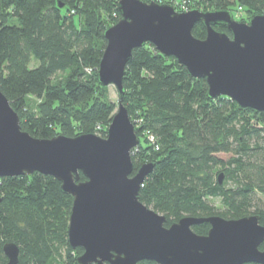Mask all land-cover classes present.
Returning <instances> with one entry per match:
<instances>
[{
    "label": "trees",
    "instance_id": "16d2710c",
    "mask_svg": "<svg viewBox=\"0 0 264 264\" xmlns=\"http://www.w3.org/2000/svg\"><path fill=\"white\" fill-rule=\"evenodd\" d=\"M184 1L188 7L175 4L177 10L230 9L234 16L241 6L240 20H249L250 12L264 13V0ZM117 3L0 0V88L23 130L43 139L106 137L117 106L98 81V67L104 32L121 17ZM215 28L228 32L225 25ZM193 33L207 35L202 23ZM123 80V102L140 137L131 155L134 173L155 163L140 188V201L164 214L167 226L182 216L215 214L225 219L256 214L264 225V111L241 108L223 95L209 98L205 78L192 77L176 57L150 43L133 50ZM145 130L158 137L159 149L148 144ZM61 184L38 171L0 178L1 264L7 263V242L19 244L18 264H78L83 248L72 249L67 237L73 196ZM192 229L205 235L210 223Z\"/></svg>",
    "mask_w": 264,
    "mask_h": 264
},
{
    "label": "water",
    "instance_id": "95a60500",
    "mask_svg": "<svg viewBox=\"0 0 264 264\" xmlns=\"http://www.w3.org/2000/svg\"><path fill=\"white\" fill-rule=\"evenodd\" d=\"M117 4L121 17L104 32L98 67V81L113 84L119 97L106 137H34L21 128L18 112L0 88V178L38 171L62 183V191L73 196L67 237L72 249L83 248L78 264H264L259 215L182 216L167 226L164 214L140 201V188L155 163L134 173L131 155L140 138L123 102L126 65L135 48L150 43L176 57L192 77L205 78L209 98L223 95L241 108L264 111V13L239 21L230 9L181 12L155 0ZM197 23L205 27V38L194 35ZM81 172L86 179L80 180ZM204 222L210 223L207 234L193 231ZM3 251L6 264L19 263V244L7 242Z\"/></svg>",
    "mask_w": 264,
    "mask_h": 264
},
{
    "label": "rangeland",
    "instance_id": "374dc122",
    "mask_svg": "<svg viewBox=\"0 0 264 264\" xmlns=\"http://www.w3.org/2000/svg\"><path fill=\"white\" fill-rule=\"evenodd\" d=\"M170 1V0H169ZM232 1H234V0H232ZM172 2L174 3V4H176V5H181V8H183L184 9V6L185 7H188V4H187V2H183V0H172ZM184 4V5H183ZM256 11V10H255ZM257 12V11H256ZM251 14V15H250ZM253 13L252 12H250L249 13V15L250 16H253L252 15ZM244 15L247 17V16H249L248 15V13H244ZM248 21V20H247ZM59 77L61 76V75H58ZM107 98H109V100H112L114 103H116V106L118 107V100H119V97H118V92L116 91V87L113 85V84H110V86H107ZM31 100H33V103H34V101L36 100L35 98H31ZM117 107H116V109H117ZM146 134V137H147V142H148V144L149 145H151L152 147H153V149H156V147L153 145V144H151V141L148 139L149 138V132H148V130H145L144 131V135ZM140 138V137H139ZM138 147V145L135 147V148H137ZM223 156H226V155H223ZM137 171V170H136ZM263 199V201H264V197L262 198ZM220 203H219V201H217V205H219ZM250 264H252V263H250Z\"/></svg>",
    "mask_w": 264,
    "mask_h": 264
},
{
    "label": "built area",
    "instance_id": "2783aa9c",
    "mask_svg": "<svg viewBox=\"0 0 264 264\" xmlns=\"http://www.w3.org/2000/svg\"><path fill=\"white\" fill-rule=\"evenodd\" d=\"M243 14V9L241 6H239L238 10L235 11V15H234V18L236 20H240L239 17ZM86 71H89L91 72L90 68H87ZM149 132V140L151 141V144H153L155 147H156V150L159 149L160 145L158 144V137H156L155 134H153L152 132L148 131Z\"/></svg>",
    "mask_w": 264,
    "mask_h": 264
}]
</instances>
